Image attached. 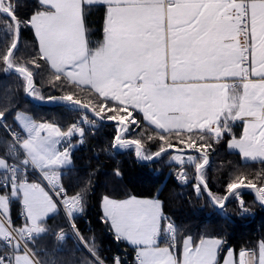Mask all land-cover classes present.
Wrapping results in <instances>:
<instances>
[{
    "label": "snow or ice",
    "instance_id": "1",
    "mask_svg": "<svg viewBox=\"0 0 264 264\" xmlns=\"http://www.w3.org/2000/svg\"><path fill=\"white\" fill-rule=\"evenodd\" d=\"M23 6L0 0V73L15 74L14 86L0 91V264H127L120 255L103 257L76 223L91 179L65 183L74 148L100 123L114 124L113 149L131 148L145 161L169 155L176 179L191 180L213 206L224 210L235 198L248 213L241 195L248 189L264 207V168L233 169L223 194L207 175L221 142L264 165V0H34L21 15ZM94 12L102 21L96 41ZM38 76L61 94L45 97ZM20 90L66 105L76 119H36L18 107ZM101 206L102 222L134 248L135 264H264V240L258 253H237L220 237L182 235L159 199L105 195ZM57 215L64 222L50 224ZM44 238L51 252L39 246ZM69 240L87 255L59 259Z\"/></svg>",
    "mask_w": 264,
    "mask_h": 264
},
{
    "label": "trees",
    "instance_id": "2",
    "mask_svg": "<svg viewBox=\"0 0 264 264\" xmlns=\"http://www.w3.org/2000/svg\"><path fill=\"white\" fill-rule=\"evenodd\" d=\"M20 14L32 11L34 0H22ZM89 27L93 41L102 38V21L100 14L94 12L89 17ZM25 44L31 45L33 33L25 30L22 35ZM15 74L0 73V91L8 86H14ZM37 87L47 97L60 95L57 90L41 83L37 77ZM18 107L31 114L36 119L57 121L62 124L76 119L77 114L59 104H38L25 95L22 90L16 95ZM11 120V117H9ZM238 125L233 126V133L240 134ZM115 127L113 123L98 124L94 134L88 133L83 144H77L73 151V165L66 172L65 183L75 186L83 180L91 179L92 191L89 193L83 214L77 217L81 232L85 237H94L95 244L103 257L111 259L115 255L122 256L127 264H135L134 248L124 241H116L114 233L108 224L102 222V197L109 195L114 199H125L136 196L139 199H159L162 202L164 214L174 220L182 235H191L194 239L201 236L220 237L226 244L224 247L237 251L241 248L258 250L257 245L264 240V207L256 201L255 194L248 189L241 190L248 213H242L239 202L232 198L221 210L211 204L207 195L197 197L191 187L192 181L182 184L176 179L177 166L165 154L151 163L137 161L133 149H113L111 147ZM152 146L151 151H155ZM223 165V166H221ZM119 169L120 176L115 170ZM254 173L264 165L258 162H246L238 152L230 151L226 142L215 146L211 155V165L208 169V183L213 192L223 194V189L229 179V173L235 169ZM18 209L13 206L12 214L16 218ZM63 216L57 215L49 221L50 224H62ZM39 246L51 252L52 244L48 238L39 240ZM87 253L77 249L72 241H68L62 250L56 252L61 260H79Z\"/></svg>",
    "mask_w": 264,
    "mask_h": 264
},
{
    "label": "water",
    "instance_id": "3",
    "mask_svg": "<svg viewBox=\"0 0 264 264\" xmlns=\"http://www.w3.org/2000/svg\"><path fill=\"white\" fill-rule=\"evenodd\" d=\"M30 97V96H29ZM30 99L31 100H34L32 97H30ZM35 101V100H34ZM37 103H39V104H42V105H44L45 103H48V101L47 100H45V101H42V102H38V101H36ZM105 123H111V122H105ZM156 159H152V160H148V161H143V160H139V159H137V161L138 162H140V163H151V161H155Z\"/></svg>",
    "mask_w": 264,
    "mask_h": 264
},
{
    "label": "crops",
    "instance_id": "4",
    "mask_svg": "<svg viewBox=\"0 0 264 264\" xmlns=\"http://www.w3.org/2000/svg\"><path fill=\"white\" fill-rule=\"evenodd\" d=\"M35 101H40V100H37V99H35V98H33ZM29 114V113H28ZM31 115V114H30ZM234 125H238L239 127H241L240 129L242 130V125H241V123L240 122H237L236 124H234ZM233 125V126H234ZM240 130V131H241ZM228 148V147H227ZM228 150H229V148H228ZM231 151V150H230ZM232 151H234V150H232ZM237 152V151H236ZM249 162V161H248ZM251 162V161H250ZM142 199V198H141ZM101 210H102V206H101ZM13 219H15V217H13ZM127 243V242H126ZM129 247H132L131 245H129V244H127ZM163 246V245H162Z\"/></svg>",
    "mask_w": 264,
    "mask_h": 264
},
{
    "label": "rangeland",
    "instance_id": "5",
    "mask_svg": "<svg viewBox=\"0 0 264 264\" xmlns=\"http://www.w3.org/2000/svg\"><path fill=\"white\" fill-rule=\"evenodd\" d=\"M229 150H231V149H229ZM225 248V250L227 249L226 247H224ZM257 253H258V250H257ZM221 256H223V253H221Z\"/></svg>",
    "mask_w": 264,
    "mask_h": 264
},
{
    "label": "bare ground",
    "instance_id": "6",
    "mask_svg": "<svg viewBox=\"0 0 264 264\" xmlns=\"http://www.w3.org/2000/svg\"><path fill=\"white\" fill-rule=\"evenodd\" d=\"M143 161H145V160H143Z\"/></svg>",
    "mask_w": 264,
    "mask_h": 264
}]
</instances>
